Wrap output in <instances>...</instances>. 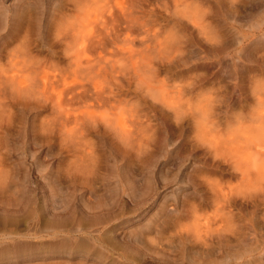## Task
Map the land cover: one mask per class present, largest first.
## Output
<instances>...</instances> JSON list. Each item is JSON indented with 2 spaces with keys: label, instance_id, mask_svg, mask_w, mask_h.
<instances>
[{
  "label": "rangeland",
  "instance_id": "1",
  "mask_svg": "<svg viewBox=\"0 0 264 264\" xmlns=\"http://www.w3.org/2000/svg\"><path fill=\"white\" fill-rule=\"evenodd\" d=\"M62 185L96 206L88 252L58 247ZM2 248L264 264V0H0Z\"/></svg>",
  "mask_w": 264,
  "mask_h": 264
},
{
  "label": "bare ground",
  "instance_id": "2",
  "mask_svg": "<svg viewBox=\"0 0 264 264\" xmlns=\"http://www.w3.org/2000/svg\"><path fill=\"white\" fill-rule=\"evenodd\" d=\"M84 39V38H83ZM82 39V40H83ZM84 46H85V44H83ZM85 48V47H84ZM76 61V60H75ZM75 63H78V62H75ZM12 81H14V80H12ZM25 88V87H24ZM74 165H76V163L74 164ZM82 165H84L83 163H82ZM69 166V165H68ZM69 167H71V166H69ZM78 167H80V166H78ZM85 167H86V164H85ZM90 167L91 166H87L86 168H83V171H82V173H84V170H85V173H84V175H86V176H90V174L92 173V170H91V173L89 174V171H90ZM95 168H97V167H95ZM73 169H75L74 168V166H73ZM87 169H89V170H87ZM86 170L88 171V173L86 172ZM66 171V170H65ZM64 171V172H65ZM1 172H3V171H1ZM63 172V173H64ZM96 172H97V170H96ZM100 172V171H99ZM66 173H67V171H66ZM82 173H80V174H82ZM67 174H69V173H67ZM66 174V175H67ZM76 174V173H75ZM80 174H78L77 176H79ZM95 174H97V173H95ZM64 175V174H63ZM100 175V174H99ZM98 175V176H99ZM102 175V174H101ZM72 176H73V174H72ZM72 176H70V177H72ZM77 176L75 177V179L74 180H76L77 179ZM81 176H83V174L81 175ZM66 177V176H65ZM69 176L67 175V178H68ZM74 177V176H73ZM73 177H72V179H73ZM64 179V178H63ZM66 179V178H65ZM64 179V180H65ZM79 179V181H80V178H78ZM77 179V180H78ZM88 179H91V180H94L92 177L91 178H88ZM98 179V178H97ZM67 180H69V179H67ZM73 180V181H74ZM85 181H87L86 179H84ZM72 181V182H73ZM89 181V180H88ZM87 181V182H88ZM95 181V180H94ZM95 183V182H94ZM62 187H63V185L61 186V189L59 188V190H61V192H62ZM13 188V187H12ZM64 188V187H63ZM89 188V187H88ZM89 191V190H88ZM92 191V190H91ZM90 191V192H91ZM94 191V190H93ZM96 191V190H95ZM95 191H94V193H95ZM99 191V190H98ZM142 191V190H141ZM70 192V191H69ZM143 192V191H142ZM16 194V193H15ZM74 194V193H73ZM73 194H72V196H73ZM87 194V193H86ZM68 195V194H67ZM66 195V193L64 194V192H62L61 193V195H60V198H58L59 200H58V202H60V203H62L63 205L61 206V207H63V209H64V211L62 212H59V210H58V247H59V249H61V250H66V252L68 251V252H77V251H86V252H88L87 251V249L88 248H91V246H93V245H95V243H97V244H99V242L101 243V242H104L105 240H104V238H102L103 236L102 235H99V234H97L98 236H96V235H93V234H89V232H86V231H84V233H85V235L86 236H83V238H82V240L80 239V240H74V236H73V239L71 238L72 237V234H73V231H77L78 229H76V223L74 224V226H73V222L75 221H77V219L79 218H81V219H86V220H90V219H92L94 216H98V212L96 213L95 211H97V209L96 210H94L95 209V205H93V204H89L90 202H88L89 201V199H87L86 200V198H83L82 196H81V198H78V199H76V200H73V199H71L70 201H68V198H66L65 196H67ZM92 195V194H91ZM102 195H104V193L102 194ZM106 195V194H105ZM122 195V194H121ZM132 195V194H131ZM20 196V195H19ZM22 196V195H21ZM100 196V195H99ZM110 196V195H109ZM137 196V195H136ZM58 197H59V195H58ZM79 197V196H78ZM106 197V196H105ZM96 198H98V196L96 197ZM137 198V197H136ZM102 199H104V198H102ZM106 199V198H105ZM104 199V200H105ZM109 199H112V198H109ZM16 200V199H15ZM34 200H36V197L34 198ZM95 200V199H94ZM98 200V199H97ZM134 200H136V199H134ZM17 201H18V198H17ZM25 201H27L26 199H25ZM30 201V203H31V200H29ZM92 201V200H91ZM69 202V203H68ZM99 203V202H98ZM104 203V202H103ZM59 204V203H58ZM73 204L74 205H76L75 207L73 206ZM95 204V203H94ZM83 205H86V207L85 206H83ZM103 205V204H102ZM101 205V206H102ZM104 205H106V206H103V210H102V213H104V210L106 209V208H108L107 206H111L112 204H111V201L109 202H105V204ZM109 206V207H110ZM59 207H60V204H59ZM113 207V206H112ZM10 208V207H9ZM62 209V208H61ZM110 210V209H109ZM109 210H108V213H109ZM18 213V212H17ZM101 213V211H100V213L99 214H102ZM107 214V213H106ZM110 214V213H109ZM40 215V214H39ZM38 215V216H39ZM5 216L7 217L8 216V214L6 213L5 214ZM14 216V215H13ZM101 216V215H100ZM3 217V220L5 219V221L4 222H6V221H9L10 219L7 217ZM16 217V216H15ZM7 219H9V220H7ZM17 219V218H16ZM51 219V218H50ZM94 219V218H93ZM3 220H1V221H3ZM28 220H29V218H28ZM28 220H26V221H28ZM42 220H43V217H42ZM23 221V220H22ZM38 221V220H37ZM92 221V220H91ZM51 222V221H50ZM77 223H78V221H77ZM19 224V223H18ZM88 225V224H87ZM45 227V226H44ZM83 228H84V226H83ZM39 229V228H38ZM42 231V229H39V231ZM85 230V229H84ZM78 231H81L80 229L78 230ZM78 233H80V232H78ZM91 233H92V231H91ZM74 235V234H73ZM81 236V235H80ZM102 236V237H101ZM3 244V243H2ZM6 244V243H5ZM19 244H20V242H19ZM23 244V243H22ZM30 244V243H29ZM17 245V244H16ZM3 246V245H2ZM24 246H25V244H24ZM6 247V246H5ZM4 249H5V251H4ZM7 249L6 248H2V250H0V259H5V257L6 258H10V253H11V251L9 252V251H6ZM22 252V251H21ZM25 252V251H24ZM23 252V253H24ZM20 253V252H19ZM23 258H26V257H23ZM22 258V259H23ZM30 259V258H29ZM10 260V259H9ZM19 260V259H18ZM1 264H4V263H1ZM5 264H12V263H5Z\"/></svg>",
  "mask_w": 264,
  "mask_h": 264
}]
</instances>
